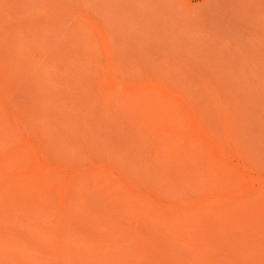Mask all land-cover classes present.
Returning <instances> with one entry per match:
<instances>
[{
    "label": "rangeland",
    "instance_id": "374dc122",
    "mask_svg": "<svg viewBox=\"0 0 264 264\" xmlns=\"http://www.w3.org/2000/svg\"><path fill=\"white\" fill-rule=\"evenodd\" d=\"M77 9L102 26L101 37L73 17ZM86 58L110 65L114 81ZM153 89L182 104L151 99ZM209 95L225 115L214 113ZM189 119L193 134L214 139L213 157L187 136ZM0 124V159L19 171V191L25 187L18 214H59L73 233L57 239L63 248L75 250L85 228L95 242L109 240L116 224L106 220L116 201L133 213L136 233L155 236L151 243L167 239L178 255L195 253V229L215 217L207 208L186 215L180 197L200 199L210 190L233 192L228 217L264 236V197L244 201L264 187V0H0ZM35 177L43 181L36 187Z\"/></svg>",
    "mask_w": 264,
    "mask_h": 264
},
{
    "label": "bare ground",
    "instance_id": "6f19581e",
    "mask_svg": "<svg viewBox=\"0 0 264 264\" xmlns=\"http://www.w3.org/2000/svg\"><path fill=\"white\" fill-rule=\"evenodd\" d=\"M46 1H48V0H46ZM53 2H54V0H53ZM60 6H62V5L59 4V8H60ZM41 7H42V5H41ZM62 9H63V7H62ZM63 10H61V11H63ZM66 13L69 14V12H66ZM74 13L75 14L73 15V17L79 18L82 21H84L85 23H87V25L90 26L92 32H94L95 34L99 35V37H101V33L103 32V28L93 17L89 16L87 13H85L82 10L81 11L78 10L77 12H74ZM33 14H35V13H33ZM70 14L71 15L73 14L72 9L70 11ZM77 40H78V38H77ZM78 42H79V40H78ZM57 44H59V43L57 42ZM49 45H50V43H49ZM62 45H64V44H62ZM79 46H80V44H79ZM40 47H42V45ZM50 47H53V46H50ZM44 48H45V46H44ZM71 48H73V47H71ZM59 49L61 50L63 48L59 47ZM55 52L52 54H55ZM56 53H58V52H56ZM50 57H51V55H50ZM55 57H57V55ZM55 57H53V58H55ZM85 57H87V56H85ZM57 58H59V57H57ZM86 59H84V61H86L85 63H88L92 66H96L97 68L101 69V71H104L102 73H104V77H105V79H107V81H109V80L114 81V79H113L114 74L112 72V68L110 65H107V67H105V66L101 65L100 63H98L95 59H92V58L91 59L89 58L87 60ZM78 62L79 63H77V64L80 67L79 64L82 65L81 60L80 61L78 60ZM83 66H84V64H83ZM75 68H76V66H75ZM78 68H76V69H78ZM81 69H82V66H81ZM72 71H70V72H72ZM75 71H77V70H75ZM55 73H57V71H55ZM67 73H69V72H67ZM76 73H79V72H76ZM51 75L53 76V74H51ZM73 78H75V77H73ZM77 79H78V77H77ZM108 91H109V89H108ZM209 94H211V93H209ZM147 96L150 97L151 99L152 98L153 99L159 98L160 101H164L167 103L170 101L171 102L175 101L179 105L182 104L181 102H179L178 100L173 98L171 95H169L168 91L167 92H161L159 89H153L149 94H147ZM210 97H213V99H214V96H210ZM216 99L212 100V98H210L211 102L213 101L212 106H213L214 113L215 114L219 113V115L220 114L225 115V113H223L221 107H219L220 103L217 102L218 99H217V101H216ZM185 123L190 128V134H187V136L189 135L191 138H196L201 144L204 145L203 149L206 150L207 155L210 157H213V153L215 152V149L217 148L216 146H214V143H215L214 139L209 137L208 135H204L203 133L197 132L198 134H193L192 130L194 128V125H193L194 121H192L191 119L187 120ZM15 126H16V124H15ZM3 128L4 127H2V125H1L0 129H3ZM173 130L174 129H171L172 132H175ZM228 131H229L228 130V124L225 123L224 127H222L221 133L226 135V134H229ZM4 132H6V130ZM176 133L179 136L182 135V133H180V132H176ZM11 135H9V136H11ZM5 137H6V134H5ZM13 141H14V139H13ZM17 144H18V142H17ZM23 145H25V144H23ZM1 146H3V145H1ZM30 148H31V150H34L33 146H30ZM20 149H22V148H20ZM16 154L18 155V153H16ZM25 154H27V153H25ZM20 156H22V155H20ZM24 156H23V158H21V159H23V161L26 160L25 158H27V156H25V158H24ZM13 157H14V155H13ZM30 157L32 158V156H30ZM33 157H35V156H33ZM6 158H7V156H6ZM214 158H215V156H214ZM28 160H31V159H28ZM23 161H22V163H23ZM10 169L11 168H7V165L0 159V198L6 196V202H7V204H6L5 201H4L5 203H2L0 201V264H215L216 263L215 260H217V262H218V260H220L224 264H264V236L257 235V233L252 234L251 233V227L247 224L232 222L230 217H228V213H226V212H228L226 209V206L228 204V203L226 204V200H231V201L237 200L236 198L232 197L233 192H221V191L215 192V190H210V191H208L207 194L203 193V195L200 197V199H193V197H192V199H190V197H189V199L188 198L183 199V197H180V199L182 198L181 199L182 206H180V208L178 209L179 211H184L185 213H187L186 215H188V216L189 215L196 216L198 214L196 212L197 210L207 208L208 210H206V212L208 211V213H210L209 214L210 216L213 215L212 217H215L214 219H211L210 221H207L206 223L204 222L205 223L204 225H202L203 222H202V224L200 223V225L197 226V229H195L194 232L196 235H195L194 239L196 241H198V243H200V245L198 246V247H200V250L198 248V250L195 253H191V251H189L190 252L189 254L183 253L182 254L183 256H182V255H180L181 253H179V255H178L177 250L175 251L174 249H171L169 247L171 244L168 243L167 239H162L163 242H161V243H164V242L168 243L169 244L168 247H164L165 244L162 245L161 243L160 244L158 243V245L153 244V243H156V241H155L156 239H154L155 242L151 243L149 241V239L153 238L155 236H153V237L143 236L146 234L145 233L144 234L136 233L135 229H133L131 227V224L128 223V220L130 218L132 219L133 213L126 212L127 210L125 211V209H124V207H125L124 203H122L124 206L123 207L119 203L115 204L116 201L113 205L110 206L109 209H111L112 212L109 211V213H111L112 215L110 214L109 217L107 215L108 220H106L107 224L111 221H113V223L116 224L115 228H114L115 231L114 232L112 231L113 233H112V235H110L109 240H106V239L103 240L102 239L101 242H99L98 240H100V239H98L97 240L98 242L97 241L95 242V240L93 239L94 238L93 236L95 234L91 233L89 229L85 228V230L88 232H86V233L82 232V233H84V235H82L81 237H76L74 234V236L76 237V240H78V242L76 244V249L72 250L70 247V249H71L70 250L67 247L63 248L62 245H59V243L57 241V239L59 237H64V236L67 237V235H66L67 230L71 229V228L67 229L70 226L69 224H66L67 230L64 229L65 223L63 220L60 219L62 217H60L59 214L57 215V216H59V218L57 216H54V217L50 216L53 214L52 210H51V212H49V214L52 213L50 215L45 214L47 211H45V213L43 212L44 215H40L39 213L33 215L32 214L33 212H32L31 213L32 215L28 214L26 218L23 217V215H25L24 212L20 215L18 214V207H19V206H17L18 205V199H19L18 196H20V193H22L24 191L23 189L25 187L21 188V186H20L22 191H19L20 190L18 188V182L19 181H16V179H18V173L17 172H19V171H14V170H10ZM15 169H17V168H15ZM29 169H30V167H29ZM44 169L45 168H43V170ZM109 170H110V168H109ZM109 170L105 168V171L107 173L113 174L119 182H121V183H123V185L129 187L130 182H128V180L126 181L123 174H120L116 171H112V170L109 171ZM27 172H28V170H27ZM60 172H58V173H60ZM60 174H62V173H60ZM63 175H61V176H63ZM73 177L71 179L70 178L69 179L73 180ZM237 177H239V175H237ZM35 179L36 180H34V178H33V181H31V183H30L31 186L36 187L37 185L40 184L41 180H39V178H36V177H35ZM65 179H64V182H67V181H65ZM56 180L58 181V183L61 182V179H60V182H59L58 178ZM62 180H63V178H62ZM217 180H218V178H217ZM41 182H43V181H41ZM47 182H49V181H47ZM50 182H52V181H50ZM71 183H73V182L71 181ZM41 185H42V183H41ZM52 185H53V183H52ZM52 185H50V187ZM48 187H49V185L46 187V189H48ZM58 187L59 186L57 184H56V186H54L55 193L60 192V190H59L60 188H58ZM67 187H69V186H67ZM40 188L42 189L44 187L40 186ZM40 188H39V190H41ZM43 190H41V191H43ZM35 191L37 192L38 190H35ZM31 192H34V191H31ZM39 193H41V192H39ZM44 193H45V191H44ZM51 195L52 194H50V196ZM132 195H136L135 198L137 197V194H132ZM32 196L35 197L34 195H32ZM28 197H29V195H28ZM56 197L57 196L54 197L55 200H56ZM256 197L257 198L264 197V187H261L257 191V193L253 194V196L252 195L249 196L244 201H247L249 199H253ZM138 198H139V196H138ZM227 198H229V199H227ZM23 199H25V198H23ZM49 199L51 201L52 198H48V200ZM58 199H59V197H58ZM58 199L56 200V202L58 201ZM63 199H65V198H63ZM66 200L67 199H65V201ZM126 200L127 199H125V201ZM239 200L242 201V199H239ZM29 201H30V205H31L32 200L28 199V202ZM59 201H60V199H59ZM136 201H138V200H136ZM145 201H146V198H145ZM147 201L150 202V200H147ZM196 201H197V204L191 206ZM62 202H64V200ZM62 202L58 203V204H62ZM134 202L135 201H133V203ZM50 203L53 204V202H50ZM4 204H6V206ZM65 204H66V202H65ZM43 206H46V205L43 204ZM43 206H42V210H44ZM155 206H156V204H155ZM54 207H56V206H54ZM65 207H67V205H65ZM72 207L73 206L71 205L69 208H72ZM148 207H149V205H148ZM160 207H162V206H160ZM28 208L30 209V207H28ZM51 208L52 207H48V209H45V210H50ZM69 208H67V209H69ZM125 208H127V207H125ZM32 209H33V207H32ZM61 209H62V207L60 206L59 210H61ZM34 210H35V208H34ZM42 210L39 209V211H41V212H42ZM63 210H64V208H63ZM22 211H24V210H22ZM29 211L31 212L32 210H29ZM65 211L66 210H64L63 215L65 214ZM129 211H131V210H129ZM144 211H146V210L144 209ZM201 211L203 212V214H205V210L204 211L201 210ZM201 211H200V213H201ZM58 212H60V211H58ZM61 212H63V211H61ZM61 212H60V214H62ZM131 212H133V211H131ZM67 213H70V211H67ZM185 213H183V214H185ZM47 214H48V212H47ZM71 214L72 213H70V218H71V216H73ZM181 214H182V212H181ZM198 216H201V214ZM74 217H76V216L74 215ZM65 218H66V215H65ZM70 218L67 217L66 220H69ZM196 218H197V222H198V219H200V218H198V217H196ZM204 220H206V219L204 218ZM207 220H209V219H207ZM200 221H201V219H200ZM69 222H71V221H69ZM103 222H104V220H103ZM103 222H101L102 223L101 225H103ZM125 222H127V223H125ZM191 222H189V225ZM71 224H73V223L71 222ZM192 224H194V222ZM192 224L189 226V228L192 227ZM88 225H85V227ZM109 225H111V224L109 223ZM109 225H108V227H109ZM186 225L184 227L188 228V226H186ZM72 226H74V225H72ZM83 226H84V224H83ZM92 226H94V225H92ZM97 226H100V222H99V225H97ZM97 226L95 228H97ZM101 227L103 228V226H100V228ZM104 227H107V226L104 224ZM181 227L183 228V226H181ZM87 228H89V226ZM82 229H83V227H82ZM71 230H70V232H71ZM74 230H76V229H73V231ZM97 230H98V228H97ZM97 230H96V232H97ZM238 230H241L242 232L240 233V232H238ZM23 231H25L26 233H22ZM91 231H92V229H91ZM76 232H78V230H76ZM82 233L80 230V232H78L77 236H80ZM71 234L73 235L72 232H71ZM191 234L194 235V233H191ZM72 235H70V236H72ZM77 238H80L81 240L77 239ZM191 238H193V237L191 236ZM60 239L64 241V239H62V238H60ZM66 239H65V242H66ZM157 240H159V239H157ZM184 240H186L185 241V243H186L188 240H190V238L188 237V240H187V238H185ZM191 241H189V242H191ZM193 241H192V243L195 242V241L194 242ZM69 243H67V244H69ZM180 244H183V243H181V239H180ZM187 244H188V242H187ZM196 244L197 243H195V245ZM188 246H189V249H190V247L192 248L191 245L188 244ZM162 247H164V249ZM174 248H175V246H174ZM182 248H184V247L182 246ZM186 248H187V246H186ZM180 252H181V249H180Z\"/></svg>",
    "mask_w": 264,
    "mask_h": 264
}]
</instances>
